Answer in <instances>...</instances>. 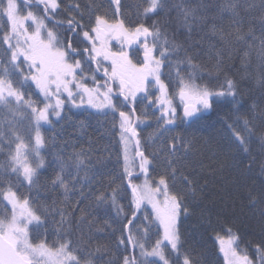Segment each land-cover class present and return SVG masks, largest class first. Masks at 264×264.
<instances>
[{
    "label": "snow or ice",
    "instance_id": "obj_1",
    "mask_svg": "<svg viewBox=\"0 0 264 264\" xmlns=\"http://www.w3.org/2000/svg\"><path fill=\"white\" fill-rule=\"evenodd\" d=\"M112 2L116 5L113 17L97 14L85 25L82 16L80 19L69 17L66 21L55 19L61 10L62 0H0V18L4 20L0 24V111L6 109L14 116H27L24 131L13 129L9 137L7 161L0 162V205L7 210L0 213V264H92L90 256L81 255L80 242L73 241L70 234L58 233L55 239L48 236L47 210L34 207L30 200L32 189L38 185L40 169L45 166L42 150L47 141L41 128L52 124L53 117L61 118L66 100L77 108L87 104L98 111L107 109L114 116V126L118 123L123 156L121 179L126 180L131 188V203L134 205L131 218L123 223L118 244L126 251L129 245L133 250L139 249V259L132 254L124 255L121 264H198L184 250L179 229L180 217L188 213L185 193L174 190L168 176L161 174L154 179L149 175L153 161L146 155L138 131V125L145 122L147 113L142 110L137 114V97L140 96V104L147 101L158 109V130L174 131L170 126H175L177 119L195 124L201 113L212 110L214 103L221 98L232 97L238 104L235 99L238 90L228 78L220 88L196 82V72L202 70L193 65L187 55L184 60L176 56L182 51V45L169 40L155 21V17L166 10V0H144L139 18L131 24L123 18H116L120 0ZM257 7L264 13V0H260L259 5L226 0L222 10L231 13L237 26L226 34L211 23L210 31L224 45L237 42L247 46L248 41L256 37L251 28L247 32L242 31V12ZM261 19L264 20V15ZM53 20L55 23H51ZM183 22L191 31L194 23L205 25L207 17L198 15L193 9H185ZM65 24L66 35L62 37L56 29ZM112 41L119 43L118 50H113ZM133 45L137 47L133 49ZM257 47L262 71L256 78V85L264 90V39ZM141 50L143 59L134 63L133 56L139 55ZM247 56L245 53V64L249 63ZM173 57H176L175 62ZM82 60L88 65L87 73ZM185 62L194 70L187 77L178 68L179 63ZM166 63L167 74L164 72ZM92 64H95L94 69ZM174 67L175 83L170 93ZM221 68L222 62L218 59L215 70L218 72ZM98 73L105 79L97 80ZM211 74L212 69H209ZM88 79L93 82L92 87L85 83ZM32 85L35 89L30 92ZM33 94L42 99H33ZM176 99L183 106L180 117H177ZM249 125L250 121L245 119L247 136L233 131L237 146L243 152L249 151L248 145L254 135ZM3 137L0 122V144ZM259 139L264 144V134ZM175 147L174 140L171 148L174 150ZM83 163L80 159L79 164ZM137 170L144 177L142 184L133 182L132 177ZM171 172L174 179L175 169ZM62 173L63 169L53 184L67 192L69 184ZM184 182L188 191L194 193L192 181L185 177ZM117 192L118 189L114 188L109 197L101 194L97 199L110 200L119 215L123 208L117 201ZM256 200V195H249L253 206ZM145 204L151 205L154 219L146 226L134 224L136 213ZM61 215L63 217V213ZM143 219L149 220L147 213ZM153 225L156 235L150 240ZM226 232L227 240L220 234L216 235L226 264H253L248 252L240 247L238 233L230 227ZM255 253L258 264H264V246L257 245Z\"/></svg>",
    "mask_w": 264,
    "mask_h": 264
},
{
    "label": "trees",
    "instance_id": "obj_2",
    "mask_svg": "<svg viewBox=\"0 0 264 264\" xmlns=\"http://www.w3.org/2000/svg\"><path fill=\"white\" fill-rule=\"evenodd\" d=\"M225 2L166 0V10L156 16L155 21L169 40L182 45V51L176 56L184 60L187 55L192 64L202 70L196 72L198 84L220 88L224 86L226 78L231 79L238 90L235 99L239 103H234L232 97L221 98L195 124L177 119L174 131L166 133L164 151L144 138L141 140L146 155L153 161L150 173L158 175L156 162H162L170 180L173 179L171 170L174 168V178L182 181L183 187L177 191L185 193L188 207L187 215H182L179 220L184 250L198 264H226L216 235L228 239L226 229L230 227L238 233L240 247L248 252L253 264H258L255 247L264 246V144L259 139L264 134V90L256 85V78L262 71L257 46L264 39V20L261 19L264 13L259 7L242 12L240 27L244 32L251 28L255 40H249L247 46L237 42L224 45L218 36L212 34L210 24L215 23L218 31L226 34L237 26L231 13L222 10ZM249 2L259 5L260 0H241V4ZM111 3V0H62L61 10L55 19L66 21L69 17L80 19L82 16V23L87 25L98 14V9H108ZM143 4L144 0H121L119 18L129 24L134 23ZM185 9H193L198 15L207 17V23H194L189 31L183 22ZM2 23L4 20L0 18ZM56 30L62 37L66 35L65 27H57ZM73 40L76 38L73 37ZM245 53H248V64L244 63ZM141 57L140 52L133 59L138 62L142 60ZM175 59L173 57L174 62ZM218 59L222 62V68L217 72L215 65ZM178 68L185 77L194 71L186 62L179 63ZM209 69H212L211 75ZM168 71L166 63L164 72L167 74ZM175 73L176 67L171 70V92ZM97 80L103 79L97 75ZM32 98L37 99L34 94ZM149 118L146 119L149 121L147 127L157 123L156 117L152 120L150 115ZM245 119L250 121L249 126L254 130L248 152H243L237 146L233 135L235 130L247 136ZM0 122L4 133L3 143L0 144L3 149L0 151V162H4L8 159L9 137L13 129L21 133L24 131L27 116H14L5 109L0 111ZM154 128L156 132L159 131L157 125ZM41 132L47 141L42 150L45 166L40 169L38 185L32 189L30 200L34 207L47 210L48 236L55 239L58 233L70 234L73 241L80 242L81 255L90 256L92 264H121V258L130 254L139 259V249L132 253L130 245L126 251L118 244L123 223L131 218L134 205L131 203L130 187L126 180L121 179L122 145L119 143L118 123L114 126L113 114L68 106L60 119L54 121L50 128L43 125ZM174 140L176 147L173 150L171 145ZM170 149L174 153L168 161H164L163 155L169 154ZM80 159H83V164H79ZM61 169L65 182L69 184L70 190L67 192L53 184ZM185 177L192 181L194 193L188 191ZM12 178L15 182L14 174ZM143 180V176L133 178L137 184ZM114 188L118 189L117 201L123 208L119 215L110 200L97 199L101 194L109 197ZM250 194L257 197L255 206L249 201ZM6 211L0 205V213ZM145 213L149 220L143 219ZM152 219V211L142 206L133 223L146 226ZM155 235L153 225L150 240L155 239Z\"/></svg>",
    "mask_w": 264,
    "mask_h": 264
},
{
    "label": "rangeland",
    "instance_id": "obj_3",
    "mask_svg": "<svg viewBox=\"0 0 264 264\" xmlns=\"http://www.w3.org/2000/svg\"><path fill=\"white\" fill-rule=\"evenodd\" d=\"M111 2H112V0H111ZM120 4H121V0H120ZM116 8V5L112 2L111 4H110V7L108 8V9H104V8H102V9H98V14L101 12V15H107L108 17H113V15H114V9ZM116 16L119 18V13L118 14H116ZM112 47H113V50H118L119 49V47H120V45H119V43L117 42V41H112ZM137 47V45H133L132 46V48L134 49V48H136ZM129 51H130V53H131V49H129ZM141 53H142V50L140 51ZM143 57V56H142ZM108 62H105V64H107ZM151 91H155V89H152ZM142 95V94H141ZM137 101H140V96H138L137 97ZM145 103H147V101H145ZM174 103L177 105V114H181V111H182V104H180V102H179V100L178 99H176L175 101H174ZM93 110H95V111H97V112H106V111H108L107 109H105V110H103V111H98V110H96V109H94V108H92ZM147 113V112H146ZM204 113H206V112H204ZM204 113H201V116L204 114ZM153 114V113H152ZM148 115V114H147ZM149 116V115H148ZM156 117V116H155ZM151 118H149L148 120H150ZM154 119V115H152V120ZM147 121V120H146ZM145 121V122H146ZM149 122V121H148ZM139 125H141V124H139ZM138 125V126H139ZM146 125H147V122H146ZM145 125V126H146ZM155 125H157V123L156 124H153L152 126H150L149 125V127H146V131L148 132V138H146V140L148 141V142H150L153 146H155V147H161L162 148V150L164 151L165 150V148H166V145L164 144L165 142L164 141H166L167 139H165L166 138V133H167V131H155ZM138 131H139V129H138ZM155 132V133H154ZM150 134V135H149ZM165 147V148H164ZM168 153L169 154H164L163 156H164V158H162L164 161H168V159H170V157L173 155V150L172 149H170L169 151H168ZM171 155V156H170ZM156 166H158L159 168H158V175L157 174H152V173H150V170H149V175L152 177L153 176V178L155 179V178H158L159 177V175H161V174H163V175H168V174H166L167 173V171H166V168H164L163 166V163L162 162H156ZM150 167L151 166H149V169H150ZM143 176V175H142ZM169 182H170V185H173L174 186V190H178V189H180V188H182L183 187V184H182V181L180 180V178H174V179H169ZM143 183V181L141 182V184ZM144 206H146L147 208H149L151 211H152V213H153V210H152V208H151V205H149V204H145ZM153 215H154V213H153ZM225 240H227V239H225ZM224 256V255H223Z\"/></svg>",
    "mask_w": 264,
    "mask_h": 264
},
{
    "label": "flooded vegetation",
    "instance_id": "obj_4",
    "mask_svg": "<svg viewBox=\"0 0 264 264\" xmlns=\"http://www.w3.org/2000/svg\"><path fill=\"white\" fill-rule=\"evenodd\" d=\"M51 23H55V20H53ZM63 27H67V25L65 24ZM81 47H83V45H81ZM135 49V48H134ZM141 59H143V57H141ZM133 62L134 63H137L135 60H133ZM82 63H85V61L84 60H82ZM91 67L94 69L95 68V66H94V64H92L91 65ZM87 68H88V65L85 63V69H86V73H87ZM102 79H104V78H102ZM85 83L89 86V87H92L93 86V82L91 81V79H88V80H86L85 81ZM33 89H35V85H32V88L30 89L31 91L33 90ZM30 91V92H31ZM169 92L170 93H172L170 90H169ZM35 95V94H34ZM36 97H37V100L38 99H42V97H38L37 95H36ZM85 99H87L86 97H85ZM68 106H72L74 109H81V108H88V109H91V110H93L90 106H88L87 104H85L84 106H82V107H80V108H77V107H74L70 102H68L67 100H66V102H65V104H64V110L68 107ZM137 107H138V110H139V114L141 113V109H143V108H145V112L146 111H150V112H147V114L150 116V115H154V113H155V115H154V117L155 116H157V115H159V111H158V109L157 108H153V106H152V104H149L148 102L147 103H143V104H140L139 103V101H137ZM146 109H148V110H146ZM63 110V111H64ZM63 113V112H62ZM153 113V114H152ZM62 115V114H61ZM147 115V118H149V116ZM180 116H182V111H181V114L179 113V114H177V117H180ZM57 119L55 118V117H53L52 118V123L54 122V121H56ZM146 121V120H145ZM146 122H148V120L146 121ZM146 122H144V123H142L141 125H139L138 126V129H139V132H140V138L141 139H143L144 138V140L145 141H147L146 140V138H148V132L146 131V127H147V125H146ZM148 124V123H147ZM51 125L52 124H45L44 126L47 128H50L51 127ZM146 125V126H145ZM170 127H173V126H170ZM148 142V141H147ZM148 143H150V142H148Z\"/></svg>",
    "mask_w": 264,
    "mask_h": 264
},
{
    "label": "water",
    "instance_id": "obj_5",
    "mask_svg": "<svg viewBox=\"0 0 264 264\" xmlns=\"http://www.w3.org/2000/svg\"><path fill=\"white\" fill-rule=\"evenodd\" d=\"M70 38L72 39L73 37H70ZM94 66H95V64H94ZM97 75H98L99 77L103 78V77H102V74H99V73H98ZM121 99H122V98H121ZM137 160H138V158H137ZM140 177H142V174H138V171H137V172H134V175H133L132 179H133V178H140ZM130 190H131V188H130ZM140 211H141V209H140ZM140 211L136 213V219L138 218ZM133 222H134V221H133ZM131 250H132V252L134 251L132 248H131Z\"/></svg>",
    "mask_w": 264,
    "mask_h": 264
},
{
    "label": "bare ground",
    "instance_id": "obj_6",
    "mask_svg": "<svg viewBox=\"0 0 264 264\" xmlns=\"http://www.w3.org/2000/svg\"><path fill=\"white\" fill-rule=\"evenodd\" d=\"M130 248H131V246H130ZM131 251H132V250H131ZM133 252H134V251H133ZM133 252H132V253H133Z\"/></svg>",
    "mask_w": 264,
    "mask_h": 264
}]
</instances>
